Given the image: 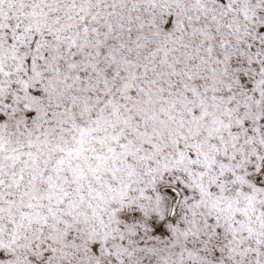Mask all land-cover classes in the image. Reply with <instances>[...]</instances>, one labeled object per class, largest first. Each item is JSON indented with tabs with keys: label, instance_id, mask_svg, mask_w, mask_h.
Listing matches in <instances>:
<instances>
[{
	"label": "snow or ice",
	"instance_id": "6c2138e0",
	"mask_svg": "<svg viewBox=\"0 0 264 264\" xmlns=\"http://www.w3.org/2000/svg\"><path fill=\"white\" fill-rule=\"evenodd\" d=\"M0 264H264V0H0Z\"/></svg>",
	"mask_w": 264,
	"mask_h": 264
}]
</instances>
